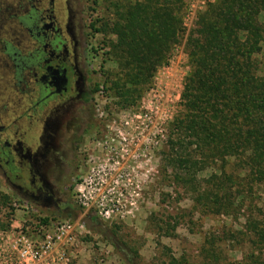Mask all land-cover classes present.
<instances>
[{"label":"trees","instance_id":"obj_1","mask_svg":"<svg viewBox=\"0 0 264 264\" xmlns=\"http://www.w3.org/2000/svg\"><path fill=\"white\" fill-rule=\"evenodd\" d=\"M143 1L126 4L114 21L89 25L94 35L116 37L109 55L124 74L107 73L105 83L120 109L136 104L183 30L188 0ZM261 14L264 0L208 3L185 41L190 72L181 111L168 127L165 168L205 212L244 220L241 230L230 228L213 240L211 260L201 251L208 264H221V255L239 243L245 246L241 259L229 264H264V69L255 58L264 45ZM207 170L212 173L205 177ZM11 199L0 195V205L8 209Z\"/></svg>","mask_w":264,"mask_h":264},{"label":"flooded vegetation","instance_id":"obj_2","mask_svg":"<svg viewBox=\"0 0 264 264\" xmlns=\"http://www.w3.org/2000/svg\"><path fill=\"white\" fill-rule=\"evenodd\" d=\"M54 1L0 7V185L43 219L61 220L80 210V187L135 186L121 178L143 170L150 149L145 133L115 131V119L95 115V73L74 2L60 22ZM85 220L101 226L92 214Z\"/></svg>","mask_w":264,"mask_h":264},{"label":"rangeland","instance_id":"obj_3","mask_svg":"<svg viewBox=\"0 0 264 264\" xmlns=\"http://www.w3.org/2000/svg\"><path fill=\"white\" fill-rule=\"evenodd\" d=\"M19 1L0 0V7L14 8ZM38 1L46 3L47 0H32L33 4ZM66 1H54V15L60 22L66 21ZM72 1L74 2L72 11L77 16V31L83 42V51L89 52L88 57L92 60L91 67L95 73L94 84L97 87L93 99L95 115L115 119L118 122L113 125L115 131L145 133L148 137L150 155L147 156L143 170L136 171L134 177L121 178L135 179V186L102 189L104 203L111 205L110 200L118 201V211L109 220L99 219L100 227L85 220V215L91 214L85 210H79L80 212L72 218L52 220L53 223H68L70 226L84 228V233L78 235L77 245L71 250V264H170L173 260L187 261L190 264H208L203 261L201 251L204 250L211 260L213 240L217 242L218 239H222L223 232L230 228L235 231L241 230L244 220L214 216L205 212L194 203L188 193L184 192L176 173L170 168H165L164 159L168 151V127L181 111V94L190 72L191 63L185 49V41L188 33L196 29L198 17L205 11L206 5L217 0H188L182 16L183 30L178 43L167 61L156 68L150 84L141 93L136 104L127 109H120L117 106L119 98L110 90V83H105L107 73H120L121 79L124 74L112 55H109L116 43V37L110 34L106 37L94 35L89 25L96 20L114 21L116 12L121 11L126 4L134 5L144 1ZM259 22L264 24V14L259 16ZM8 28L12 26L8 24ZM5 36L3 35V38ZM21 46L25 51L26 44ZM261 49L255 58L264 69V45ZM4 72L6 69L0 68V88L1 80H6L2 75ZM5 99L0 97V103ZM118 119L121 120L120 123ZM126 153L130 155L132 151ZM210 173L212 170H207L203 175L207 177ZM94 193L100 194L101 191L96 190ZM83 194L86 195V191ZM0 195H9L1 185ZM9 196L14 199L20 198ZM261 200L264 202V195ZM17 217V222H22V214L19 213ZM232 246L235 247V252H225L221 255V264H229V259L234 261L241 259L244 244Z\"/></svg>","mask_w":264,"mask_h":264},{"label":"built area","instance_id":"obj_4","mask_svg":"<svg viewBox=\"0 0 264 264\" xmlns=\"http://www.w3.org/2000/svg\"><path fill=\"white\" fill-rule=\"evenodd\" d=\"M89 190L77 189V206L98 219L109 220L118 211V201L112 199L111 205H106L102 193ZM11 200L8 209L0 205V264H71V250L84 228L52 221L42 224L39 213L17 199ZM19 213L22 222H17Z\"/></svg>","mask_w":264,"mask_h":264}]
</instances>
